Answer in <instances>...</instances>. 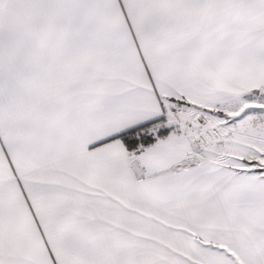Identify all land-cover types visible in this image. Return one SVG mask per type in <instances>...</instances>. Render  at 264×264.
Instances as JSON below:
<instances>
[{"label": "snow or ice", "instance_id": "6c2138e0", "mask_svg": "<svg viewBox=\"0 0 264 264\" xmlns=\"http://www.w3.org/2000/svg\"><path fill=\"white\" fill-rule=\"evenodd\" d=\"M0 264H264V0H0Z\"/></svg>", "mask_w": 264, "mask_h": 264}]
</instances>
